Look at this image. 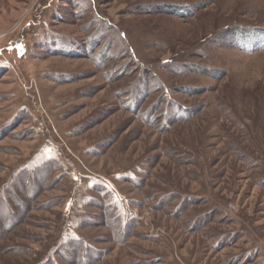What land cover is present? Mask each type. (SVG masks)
Listing matches in <instances>:
<instances>
[{
    "label": "rangeland",
    "instance_id": "1",
    "mask_svg": "<svg viewBox=\"0 0 264 264\" xmlns=\"http://www.w3.org/2000/svg\"><path fill=\"white\" fill-rule=\"evenodd\" d=\"M0 264H264V0H0Z\"/></svg>",
    "mask_w": 264,
    "mask_h": 264
},
{
    "label": "trees",
    "instance_id": "2",
    "mask_svg": "<svg viewBox=\"0 0 264 264\" xmlns=\"http://www.w3.org/2000/svg\"><path fill=\"white\" fill-rule=\"evenodd\" d=\"M97 42V41H96ZM186 68V67H185ZM200 74H202V75H204V72H200ZM207 76H211V75H207ZM165 96H162V98H159V104H163V102L165 101ZM166 106H169V104L167 103V105ZM188 111H190V110H188ZM187 117H186V116ZM192 115V113L191 112H189V113H185L184 114V112L181 114V115H179L177 118H176V120H175V122H165L164 120H163V124L161 125L162 127H161V131L160 132H167V131H169V127L170 126H173V124H175V123H178V122H182V121H184V120H188L189 119V116H191ZM186 117V118H185Z\"/></svg>",
    "mask_w": 264,
    "mask_h": 264
}]
</instances>
